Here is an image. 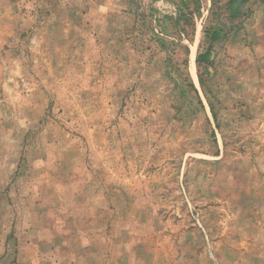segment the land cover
Segmentation results:
<instances>
[{"label": "rangeland", "instance_id": "374dc122", "mask_svg": "<svg viewBox=\"0 0 264 264\" xmlns=\"http://www.w3.org/2000/svg\"><path fill=\"white\" fill-rule=\"evenodd\" d=\"M0 264H264V0H0Z\"/></svg>", "mask_w": 264, "mask_h": 264}, {"label": "trees", "instance_id": "16d2710c", "mask_svg": "<svg viewBox=\"0 0 264 264\" xmlns=\"http://www.w3.org/2000/svg\"><path fill=\"white\" fill-rule=\"evenodd\" d=\"M217 36H218V35L214 32V33L212 34L211 38H212L213 40H216V39L218 38ZM186 53H188L187 50H186ZM206 54H209V53L207 52ZM206 54H205V55L199 54V55L197 56V58H196V63H197V64H201V62L203 61V59H204V57L206 56ZM192 88L194 89L193 86H192ZM194 90H195V89H194Z\"/></svg>", "mask_w": 264, "mask_h": 264}, {"label": "bare ground", "instance_id": "6f19581e", "mask_svg": "<svg viewBox=\"0 0 264 264\" xmlns=\"http://www.w3.org/2000/svg\"><path fill=\"white\" fill-rule=\"evenodd\" d=\"M193 53H194V50H193ZM193 55V54H192ZM192 58H193V56H192Z\"/></svg>", "mask_w": 264, "mask_h": 264}]
</instances>
